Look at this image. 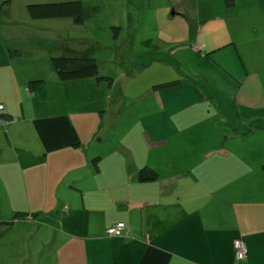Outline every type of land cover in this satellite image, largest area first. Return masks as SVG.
<instances>
[{
  "label": "crops",
  "instance_id": "1",
  "mask_svg": "<svg viewBox=\"0 0 264 264\" xmlns=\"http://www.w3.org/2000/svg\"><path fill=\"white\" fill-rule=\"evenodd\" d=\"M13 1L0 0V103L13 118L0 124V242L22 232L33 264H264V0L184 21L177 61L126 72L142 83L124 120L113 78L58 79L53 35L71 18L34 20ZM143 167L157 179L140 181ZM119 222L128 234L107 235Z\"/></svg>",
  "mask_w": 264,
  "mask_h": 264
},
{
  "label": "rangeland",
  "instance_id": "2",
  "mask_svg": "<svg viewBox=\"0 0 264 264\" xmlns=\"http://www.w3.org/2000/svg\"><path fill=\"white\" fill-rule=\"evenodd\" d=\"M58 1L68 0H26L25 6L30 3ZM80 1L84 12L83 23L76 24L70 19L71 27L69 29L54 32L53 38L55 40L57 39L55 34H60L58 35L60 44L52 56L95 58L100 73L113 78L112 91L109 90L113 95V102H120L119 109L125 106V112H127L125 115L124 110H122L121 115L118 114L116 119L124 120V116L127 117L133 109L132 95L130 94L133 90H129V88H134L137 83H142L139 81L141 78L138 80L126 77V72L152 60V66L143 68L139 77H143L147 73H159L160 69H167L164 67L167 63L171 65V59L177 61L176 55L182 50L181 45L189 43L182 39L184 38L182 36L183 31L187 29L184 26V21L192 18L195 12L202 18L213 13L227 15L241 7L243 0H235L236 4L233 5H227L225 0ZM13 3V8L17 10L21 0H14ZM262 10L264 12V7ZM257 25L258 21L255 19V28ZM112 26L120 27V32L116 37H114L115 32ZM254 34L256 37V33ZM52 42L54 41L52 40ZM189 61L186 62L188 64L193 63V60L189 59ZM191 66L195 70L196 65L191 64ZM168 69L173 73V76H175L174 74L178 75V71L173 66H169ZM161 75L158 74V76ZM93 80L95 81L94 78ZM103 83L108 85L107 82L103 81ZM119 91L125 94H121ZM262 109L264 110V107L259 109L261 114L263 113ZM114 111L116 115L118 110ZM108 113L109 115L111 113L109 109ZM91 121L94 129H96L99 125L98 118L93 116ZM21 233L14 231L13 235H15L16 241L14 239L15 247L11 249L6 241L0 242V264H33L34 261H38L40 252L28 254L25 251L27 250L25 241L23 239L18 240ZM33 234L34 232L32 236Z\"/></svg>",
  "mask_w": 264,
  "mask_h": 264
},
{
  "label": "trees",
  "instance_id": "3",
  "mask_svg": "<svg viewBox=\"0 0 264 264\" xmlns=\"http://www.w3.org/2000/svg\"><path fill=\"white\" fill-rule=\"evenodd\" d=\"M227 5H232V0H225ZM26 10L29 16L34 20L41 19H57V18H71L74 23H83L84 12L83 5L80 0H68L48 3H30L26 5ZM4 14H8V8L2 11ZM114 29V37L117 36L119 27H112ZM51 64L60 81H73L86 78H95L97 81L105 80L108 84H111L112 77L109 75L101 74L99 71L98 62L95 58L84 56H69L51 57ZM178 80H172L162 82L154 85V89H164L175 86L178 84ZM40 83L44 85L43 80H32L28 83L29 87H33L34 84ZM42 93V91H40ZM255 128H264V120H261L255 124ZM97 159L93 160L97 165ZM158 177L157 172L153 169L143 167L138 172V178L140 181H154ZM28 216L35 217V213L28 215L25 211H16L12 220H24ZM10 220L8 223H10Z\"/></svg>",
  "mask_w": 264,
  "mask_h": 264
},
{
  "label": "built area",
  "instance_id": "4",
  "mask_svg": "<svg viewBox=\"0 0 264 264\" xmlns=\"http://www.w3.org/2000/svg\"><path fill=\"white\" fill-rule=\"evenodd\" d=\"M12 122H13V118H9L7 116V110H6L5 105L0 103V124L9 125ZM128 232H129V228L121 222L112 225L106 230V233L109 236L127 235ZM233 253H234L235 259H238V260L243 259L246 256L247 245L242 239L234 240Z\"/></svg>",
  "mask_w": 264,
  "mask_h": 264
}]
</instances>
